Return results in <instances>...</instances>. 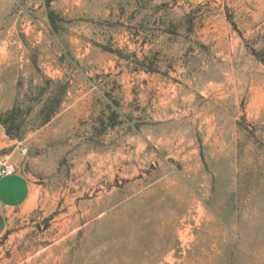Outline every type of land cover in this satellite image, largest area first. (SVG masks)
<instances>
[{"label":"rangeland","instance_id":"374dc122","mask_svg":"<svg viewBox=\"0 0 264 264\" xmlns=\"http://www.w3.org/2000/svg\"><path fill=\"white\" fill-rule=\"evenodd\" d=\"M0 139V264H264V0H0Z\"/></svg>","mask_w":264,"mask_h":264},{"label":"crops","instance_id":"0c3cea01","mask_svg":"<svg viewBox=\"0 0 264 264\" xmlns=\"http://www.w3.org/2000/svg\"><path fill=\"white\" fill-rule=\"evenodd\" d=\"M1 143H3V141L0 139V144ZM8 147V145L0 146V158L9 159L11 164L16 166L17 169L13 175L6 176L0 180V207L2 209L27 206L37 190L35 184L18 170V162L15 158L17 151H19L18 147L6 152Z\"/></svg>","mask_w":264,"mask_h":264},{"label":"built area","instance_id":"2783aa9c","mask_svg":"<svg viewBox=\"0 0 264 264\" xmlns=\"http://www.w3.org/2000/svg\"><path fill=\"white\" fill-rule=\"evenodd\" d=\"M16 172V168L7 159L0 158V180L6 176L13 175Z\"/></svg>","mask_w":264,"mask_h":264},{"label":"bare ground","instance_id":"6f19581e","mask_svg":"<svg viewBox=\"0 0 264 264\" xmlns=\"http://www.w3.org/2000/svg\"><path fill=\"white\" fill-rule=\"evenodd\" d=\"M180 237V236H179ZM183 244V243H182Z\"/></svg>","mask_w":264,"mask_h":264}]
</instances>
